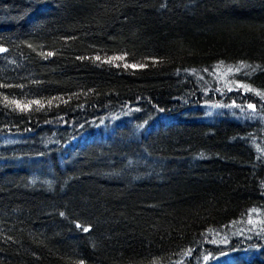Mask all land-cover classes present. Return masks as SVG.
Instances as JSON below:
<instances>
[{
	"label": "trees",
	"instance_id": "16d2710c",
	"mask_svg": "<svg viewBox=\"0 0 264 264\" xmlns=\"http://www.w3.org/2000/svg\"><path fill=\"white\" fill-rule=\"evenodd\" d=\"M0 47V264H264V0H0Z\"/></svg>",
	"mask_w": 264,
	"mask_h": 264
},
{
	"label": "snow or ice",
	"instance_id": "6c2138e0",
	"mask_svg": "<svg viewBox=\"0 0 264 264\" xmlns=\"http://www.w3.org/2000/svg\"><path fill=\"white\" fill-rule=\"evenodd\" d=\"M6 51V49H4V48H2V47H0V53H3V52H5ZM48 55L50 56V55H52V53H48ZM131 67H135L134 65H130ZM4 85H0V87H3ZM36 103H39L38 101L36 102ZM18 107H19V105H18ZM249 108H253V105H249ZM77 227H80V225H77ZM84 231H88V229L87 228H85L84 229Z\"/></svg>",
	"mask_w": 264,
	"mask_h": 264
}]
</instances>
